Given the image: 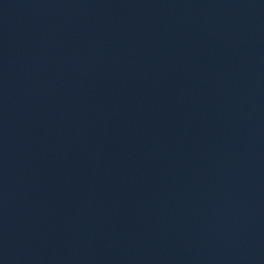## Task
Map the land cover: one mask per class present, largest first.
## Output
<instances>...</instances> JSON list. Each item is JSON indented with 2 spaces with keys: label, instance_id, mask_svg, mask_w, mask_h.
I'll return each mask as SVG.
<instances>
[{
  "label": "water",
  "instance_id": "obj_1",
  "mask_svg": "<svg viewBox=\"0 0 264 264\" xmlns=\"http://www.w3.org/2000/svg\"><path fill=\"white\" fill-rule=\"evenodd\" d=\"M0 264H264V0H0Z\"/></svg>",
  "mask_w": 264,
  "mask_h": 264
}]
</instances>
